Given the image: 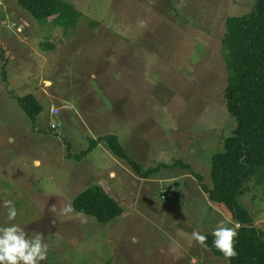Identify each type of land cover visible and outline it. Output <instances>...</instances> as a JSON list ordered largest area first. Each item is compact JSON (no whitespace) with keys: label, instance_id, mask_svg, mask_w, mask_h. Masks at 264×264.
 Segmentation results:
<instances>
[{"label":"rangeland","instance_id":"374dc122","mask_svg":"<svg viewBox=\"0 0 264 264\" xmlns=\"http://www.w3.org/2000/svg\"><path fill=\"white\" fill-rule=\"evenodd\" d=\"M63 1L82 14L67 35L38 24L16 0H0V226L10 223L3 201L12 200L13 222L45 237L41 264H228L191 233L239 224L208 202L183 165L210 186L211 157L236 127L224 100L225 21L249 14L256 0ZM12 21L25 28L10 31ZM46 42L56 50L43 52ZM27 95L43 107L36 125L13 98ZM50 122L60 127L50 131ZM108 134L144 171L163 168L138 176L103 144L68 159ZM94 186L122 207L121 217L100 225L74 211L75 198ZM240 203L264 232V185L248 183Z\"/></svg>","mask_w":264,"mask_h":264},{"label":"trees","instance_id":"16d2710c","mask_svg":"<svg viewBox=\"0 0 264 264\" xmlns=\"http://www.w3.org/2000/svg\"><path fill=\"white\" fill-rule=\"evenodd\" d=\"M16 3L38 24H50L61 29L65 35L74 32L82 19V14L63 0H16ZM10 23L16 25L10 31H16L19 25L25 26L22 22ZM92 26L99 24L93 23ZM55 47V43L46 42L40 48L48 53L54 52ZM4 48L0 45L2 59ZM222 53L227 74L224 100L236 127L231 136L222 139L224 151L211 157L210 186L206 185L203 176L191 171L193 168L190 165H183V168L192 173L208 202L216 207H225L239 224L234 240V257L225 259L213 248L211 234H204L207 236L206 246L201 245L215 258L228 264H264V232L253 225L250 212L240 203L248 183L255 181L256 185H264V0H256L249 14L226 19ZM6 68L4 64L1 78L7 88ZM13 98L31 123L36 125L43 112L37 98L33 95ZM100 144L138 176L152 178L163 168L159 165L144 171L129 156L119 138L110 134L92 140L87 151L68 156V159L79 162ZM73 208L76 213L92 218L100 225H107L124 213L122 207L99 186L80 193L73 202Z\"/></svg>","mask_w":264,"mask_h":264},{"label":"clouds","instance_id":"9594fccd","mask_svg":"<svg viewBox=\"0 0 264 264\" xmlns=\"http://www.w3.org/2000/svg\"><path fill=\"white\" fill-rule=\"evenodd\" d=\"M6 219L10 223L0 226V264H41L47 257L48 244L45 237L38 231L31 233L18 223H15L17 209L12 200H4ZM55 208V205L52 207ZM72 211L70 206L63 209L64 213ZM236 225L227 226L223 221L212 231V247L221 253L225 259L236 255L234 240L237 237ZM192 238L206 246L207 236L193 231Z\"/></svg>","mask_w":264,"mask_h":264},{"label":"built area","instance_id":"2783aa9c","mask_svg":"<svg viewBox=\"0 0 264 264\" xmlns=\"http://www.w3.org/2000/svg\"><path fill=\"white\" fill-rule=\"evenodd\" d=\"M15 26H16L15 24H11V25H10V27H15ZM23 28H24L23 25H19V26L17 27V30H18L19 32H21ZM53 114H54V116L58 117V116H59V110L55 109L54 112L51 113V116H52ZM53 118H54V117H53ZM50 127H51L53 130H56V129H58V128L60 127V123H59V122H58V123H56V122H55V123H51Z\"/></svg>","mask_w":264,"mask_h":264},{"label":"crops","instance_id":"0c3cea01","mask_svg":"<svg viewBox=\"0 0 264 264\" xmlns=\"http://www.w3.org/2000/svg\"><path fill=\"white\" fill-rule=\"evenodd\" d=\"M135 46H136V45H135ZM150 53H151V51H150ZM100 71H101V73L104 75V76H102L103 79H106V78H105V74L103 73V72H105V69H103V70L100 69ZM102 77H101V79H102ZM114 84H115V82H114V80H112V81H111V85H114ZM106 87H107V86H106ZM107 92H108V87H107V90L104 91V93H107ZM86 103L88 104V101H86ZM90 105H91V104H90ZM112 117L115 118V117H114V113H113ZM85 118H86V117H84V119H85ZM86 119H87V121H92L88 116H87ZM93 120H97V118H94ZM89 126H90V125H89Z\"/></svg>","mask_w":264,"mask_h":264},{"label":"bare ground","instance_id":"6f19581e","mask_svg":"<svg viewBox=\"0 0 264 264\" xmlns=\"http://www.w3.org/2000/svg\"><path fill=\"white\" fill-rule=\"evenodd\" d=\"M24 28H25V27H24ZM24 28H23V29H24ZM23 29H22V30H23ZM16 31L19 32L18 30H16ZM19 33H20V32H19Z\"/></svg>","mask_w":264,"mask_h":264}]
</instances>
